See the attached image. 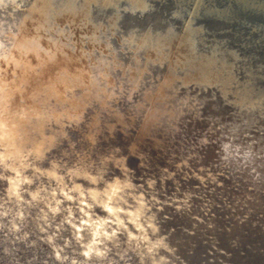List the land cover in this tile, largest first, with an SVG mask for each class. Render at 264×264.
Listing matches in <instances>:
<instances>
[{"label": "bare ground", "instance_id": "6f19581e", "mask_svg": "<svg viewBox=\"0 0 264 264\" xmlns=\"http://www.w3.org/2000/svg\"><path fill=\"white\" fill-rule=\"evenodd\" d=\"M6 119L0 264H264V0H0Z\"/></svg>", "mask_w": 264, "mask_h": 264}, {"label": "clouds", "instance_id": "9594fccd", "mask_svg": "<svg viewBox=\"0 0 264 264\" xmlns=\"http://www.w3.org/2000/svg\"><path fill=\"white\" fill-rule=\"evenodd\" d=\"M16 127V124L11 119H6V126L0 128V131L3 132V135H0V140L7 141L9 134L14 132Z\"/></svg>", "mask_w": 264, "mask_h": 264}]
</instances>
